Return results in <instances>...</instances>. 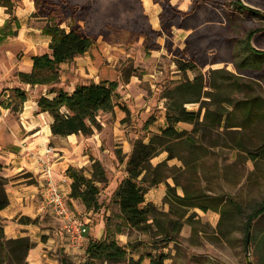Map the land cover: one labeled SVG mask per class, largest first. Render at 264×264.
<instances>
[{
    "label": "rangeland",
    "instance_id": "rangeland-1",
    "mask_svg": "<svg viewBox=\"0 0 264 264\" xmlns=\"http://www.w3.org/2000/svg\"><path fill=\"white\" fill-rule=\"evenodd\" d=\"M30 1L28 25L43 28L52 13L60 26L79 25L94 39L89 50L60 68L58 86L71 90L100 79L119 83L115 109L99 112L94 132L112 134L121 114L116 131L131 145L137 138L149 142L166 126L165 88L196 75L205 80L201 102L185 104L193 111L201 106L202 123L192 132L193 123L180 121L176 127L186 131L183 139L168 142L170 150L150 159L145 194L164 190L155 203L159 213L151 237L130 231L131 239L148 241L147 249L166 255L164 264H264V214L245 232L248 215L264 201V55L250 49L264 51V0ZM140 28L156 35L147 37ZM250 31L255 33L248 44ZM35 46L49 51L45 42ZM184 59L196 68L180 69L177 62ZM114 151L115 156L102 157L114 162L112 182L100 162L106 171L101 207L73 210L88 228L85 243L68 254L59 243L52 264H109L86 255L85 248L104 234L107 219L111 229L117 221L111 194L126 174L130 154ZM153 178L157 182L150 184ZM174 222L181 223L178 231ZM127 232L116 235L121 245ZM11 264H20L18 258Z\"/></svg>",
    "mask_w": 264,
    "mask_h": 264
},
{
    "label": "trees",
    "instance_id": "trees-1",
    "mask_svg": "<svg viewBox=\"0 0 264 264\" xmlns=\"http://www.w3.org/2000/svg\"><path fill=\"white\" fill-rule=\"evenodd\" d=\"M35 4L37 5V0ZM239 4L247 10H252L240 1ZM0 6L6 7V12L9 13V18L0 28L3 36L0 38L1 40L5 35L17 33L10 24L13 20L16 22V27L19 28V25L14 13L15 1L0 0ZM50 12L55 11L52 9ZM140 32L147 37L156 35L154 31L149 30L147 32L143 28H140ZM254 33L255 31L249 32L248 44ZM42 34L50 37L49 52L35 54L32 58V70L19 72L18 79L20 83L47 87V95L37 97V104L40 111L49 112L53 116L50 126L54 135H91L94 132V127H98L97 115L99 112L113 110L115 105L114 93L119 83L111 79H100L98 81L79 82L72 90L58 86L60 64L69 62L78 55H83L92 47L94 39L79 25H72L69 29L60 26L58 17L52 13L46 18ZM250 49L259 56L264 55V51H259L251 46ZM177 66L184 71L196 68V65L185 59L178 61ZM205 84L203 76L196 75L192 80L186 79L172 87L165 88L163 95L166 98L164 103L166 126L160 130V133L153 134L149 142H144L141 138L134 141L125 165L126 174L111 194V202H115L117 206L118 214L113 215L117 221L113 223L112 229L109 225V219L105 221L104 234L100 238L89 239L85 248L86 255L109 264H143L145 258L149 259V264H164L166 255L153 253L152 249H147L149 242L146 240L139 239V237H135L134 240L131 239V232L135 231L151 237L154 225L157 224L159 210L154 203L146 202L144 196L147 189V169L150 168V159L162 150H170L171 147L168 142H177L183 139L182 136L186 131L178 130L176 127L180 121L193 123L192 132L196 131L197 126L202 123L200 120L201 106L193 111L188 110L185 104L201 102ZM210 86L219 87L215 83L210 84ZM8 90L7 98L1 102L5 104L6 108L9 107L13 111H18L24 101L27 100V92L20 87H12ZM206 118L207 114L204 119ZM190 144L192 145L193 141ZM91 159L94 161L89 176L86 174L85 168L73 166L66 168V174L71 179L69 197L82 200L86 209L96 210L102 205L99 203L98 194L100 184L106 182V171L98 159H94L92 156ZM150 181V184L157 182L154 178ZM5 183V178L0 176V209L9 203L5 192ZM171 189L169 185L168 190ZM167 198L168 196H166V200ZM263 214L264 201L259 203L254 211L248 215L246 234L249 232L254 219ZM174 224V230L178 231L181 223L174 222ZM125 229L129 231L127 232L128 240L126 244L121 245L116 239V235L124 234ZM165 233L167 236L172 234L166 231ZM170 238L174 239L172 236ZM32 245L27 237L4 240L0 230V264H11L12 257L18 258L19 263L23 264L22 260L26 259L27 251Z\"/></svg>",
    "mask_w": 264,
    "mask_h": 264
},
{
    "label": "crops",
    "instance_id": "crops-1",
    "mask_svg": "<svg viewBox=\"0 0 264 264\" xmlns=\"http://www.w3.org/2000/svg\"><path fill=\"white\" fill-rule=\"evenodd\" d=\"M33 7L30 0H18L14 13L19 28L16 27L15 20L10 23L17 33L5 35L0 40V171L6 180L5 192L9 199L8 205L0 209V230L4 240L27 237L33 244L26 254L27 264H52V253L59 243L65 247L64 252L67 254L75 251L76 247L60 231L59 220L42 208L47 181L41 170L42 163L51 169V179L68 198L70 207L81 210L85 208L82 200L69 197L71 179L66 174V168H85L89 176L91 170L87 166L91 163L92 156L105 166L112 182L114 162L112 159L104 161L102 157L115 156L114 150L117 148L121 149L119 153H125L128 157L132 145L124 133L116 131L120 126L121 114H118L110 135L100 130L91 136H59L52 133L50 125L53 116L49 112L40 111L37 104V97L47 95V87L20 83L18 79L19 72L32 70V58L35 54L49 52L45 49L36 50L35 45L40 42H45L48 47L50 37L42 34V28L27 24ZM8 18L6 7L0 6V28ZM2 37L0 32V38ZM65 63L60 64V68ZM12 87H20L27 92V100L18 111L6 108L1 102L7 98L8 89ZM89 147L92 151L86 150ZM144 196L146 202L155 204L164 196V190L153 191L149 197L146 194Z\"/></svg>",
    "mask_w": 264,
    "mask_h": 264
},
{
    "label": "built area",
    "instance_id": "built-area-1",
    "mask_svg": "<svg viewBox=\"0 0 264 264\" xmlns=\"http://www.w3.org/2000/svg\"><path fill=\"white\" fill-rule=\"evenodd\" d=\"M42 162V160H41ZM42 172L46 175L43 192L44 210L52 213L60 222V231L73 246L82 247L88 230L82 218L70 207L68 198L61 192L58 185L51 179V169L42 163Z\"/></svg>",
    "mask_w": 264,
    "mask_h": 264
}]
</instances>
